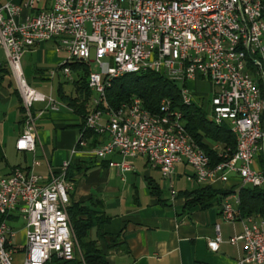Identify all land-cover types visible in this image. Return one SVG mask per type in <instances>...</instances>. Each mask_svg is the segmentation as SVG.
<instances>
[{
  "label": "built area",
  "instance_id": "built-area-1",
  "mask_svg": "<svg viewBox=\"0 0 264 264\" xmlns=\"http://www.w3.org/2000/svg\"><path fill=\"white\" fill-rule=\"evenodd\" d=\"M33 16L20 20L23 8L8 3L0 7V49L15 78L25 110L23 133L17 142L21 152L36 151V103L46 102L59 111L64 104L46 96L30 84L21 66L23 52L47 42H55L67 58L82 59L90 68L89 89L97 95V105L86 118L84 130L108 141L93 149L105 159L121 156L110 168L128 173L134 170L137 151L171 179L177 163L185 161L195 171L200 184L227 183L239 176L247 186L264 188L259 156L264 154V23L262 0H27ZM211 9V16H203ZM221 20L234 25L225 32ZM246 45L257 66H246L239 54ZM154 71L174 82L186 101L200 105L217 126L226 125L239 135L237 151L219 163L217 173H209L211 160L193 142L183 124L181 112L163 100L160 113L151 114L140 99L123 104L117 114H109L102 102V87L114 75ZM56 70L51 72V76ZM65 77L72 79L70 67ZM208 82L209 99H195L191 82ZM129 108V115H122ZM178 126V133H171ZM84 134V132H82ZM88 149L86 145H78ZM39 165L35 161L34 166ZM66 165L45 178L33 170L16 168L0 176V264H14L15 247L7 224L14 212L27 222L23 264H46L53 256L70 261L82 259L69 215L71 183ZM236 202H226L222 216L228 222L239 219ZM243 233L230 240L242 242L245 256L236 264H264V218L243 219ZM221 236L209 242L218 251Z\"/></svg>",
  "mask_w": 264,
  "mask_h": 264
},
{
  "label": "crops",
  "instance_id": "crops-1",
  "mask_svg": "<svg viewBox=\"0 0 264 264\" xmlns=\"http://www.w3.org/2000/svg\"><path fill=\"white\" fill-rule=\"evenodd\" d=\"M26 2L8 0L5 4L0 2V7L8 3L20 5L22 20L33 16V11L24 7ZM67 60V54L59 51L55 42H47L26 49L21 66L30 83L40 84L38 92L62 102L58 96L59 86L57 96L55 89L46 86L56 78ZM53 70L56 74L51 76ZM12 79L13 76L8 75L0 86V176H9L14 169L21 168L32 169L36 175L48 178L67 165V178L72 185L70 206H90L98 215L110 219L102 227L104 233L122 238V247L113 250L107 247L105 239L99 240L109 264H236L245 256L242 242L230 243L232 238L243 233V219L228 222L222 216L224 204L236 202L240 190L247 186L239 176H231L227 183L200 184L193 168L182 161L176 164L171 179H166L145 157L134 161L132 172H119L109 167L111 162L121 161L118 153L105 159H99L93 153L94 148L108 141L107 135H86L88 149L79 148L83 121L63 102L59 111L51 110L46 103L34 105L36 151L21 152L17 142L23 133L25 110L18 85L13 89ZM66 89L64 86L67 95L74 94L75 89L73 92ZM35 161L39 165L34 166ZM206 187L231 192V195L215 199L206 206L186 208L187 195ZM238 207L239 204L235 206L236 210ZM7 224L16 250L14 264H23L27 222L19 212H14ZM98 233L94 229L91 238L97 239ZM217 233L221 243L218 251L213 252L209 242Z\"/></svg>",
  "mask_w": 264,
  "mask_h": 264
},
{
  "label": "trees",
  "instance_id": "trees-1",
  "mask_svg": "<svg viewBox=\"0 0 264 264\" xmlns=\"http://www.w3.org/2000/svg\"><path fill=\"white\" fill-rule=\"evenodd\" d=\"M7 65L0 64V86L11 74ZM68 66L72 73L77 75V79L73 80L75 91L73 95H67L64 91V86L67 83L60 84L58 96L67 108L80 116L83 121L82 132L85 136L91 137L95 134L92 131L84 130L87 116L94 111L93 94L88 86L91 68L88 64L75 61L69 62ZM134 98L140 99L144 108L151 114L160 113L163 100L171 101L172 108L182 113L187 133L193 142L209 156L212 167L218 166L224 161L225 155L232 157L236 153L238 144L236 134L226 125L217 126L211 122L208 119L207 111L200 108L199 104L193 103L192 106H186L181 97V90L166 77L154 71L127 74L115 79L112 87L107 91L109 106L115 110L123 104L130 103ZM215 145L218 148L215 149ZM258 159L264 173V154L261 153ZM229 195L231 192L206 187L187 195L186 208L189 209L197 205L206 206L207 203L215 199ZM238 213L241 219L264 218V188L243 187L239 192ZM69 215L82 251V259L76 258L67 261L53 256L46 264H109L107 255L99 245V240L105 239L110 250L120 248L124 244L120 235L111 236L102 230V227L110 219L104 215H98L97 212L91 210L90 206L84 204L69 206ZM94 229L99 231L97 239L91 238V232Z\"/></svg>",
  "mask_w": 264,
  "mask_h": 264
},
{
  "label": "bare ground",
  "instance_id": "bare-ground-1",
  "mask_svg": "<svg viewBox=\"0 0 264 264\" xmlns=\"http://www.w3.org/2000/svg\"><path fill=\"white\" fill-rule=\"evenodd\" d=\"M203 16H211V9H203ZM262 21L264 23V0H262ZM221 28L223 30H225V32H234V25H232L231 22H229L228 20H221ZM239 54H240L241 58L244 61V65H246V66H257V59L253 57V52H251L250 49H248L246 45H239ZM72 61L73 62L74 61L75 62H82V59L68 58L67 62L62 66V69H61V71H62V73L64 75H65V67H69L68 63L72 62ZM71 72H72V70H71ZM120 77H122V75L111 76L110 80L108 82H105L103 84V87H102V102H104L105 105H107L109 114H117L118 113V109L115 110L114 108H111L109 106V102H108V99H107V91L112 87L113 81L115 79L120 78ZM181 97H182L183 103L186 106H192V104L194 103V102H191V101H186V98L182 94V92H181ZM39 103H46V102H39ZM59 103H62V102H59ZM93 103H94V105H97V95H94ZM46 104H48V103H46ZM122 115H129V108H122ZM233 132L238 137V143H239V135H238V133L236 131H233ZM171 133H178V126H171ZM86 142H87V140L85 138V135L82 134L78 145H86ZM138 157H145L146 158V152L145 151H137V158ZM218 168H219V165L215 166V167H212L211 163H210V165H209V173H217V169Z\"/></svg>",
  "mask_w": 264,
  "mask_h": 264
},
{
  "label": "rangeland",
  "instance_id": "rangeland-1",
  "mask_svg": "<svg viewBox=\"0 0 264 264\" xmlns=\"http://www.w3.org/2000/svg\"><path fill=\"white\" fill-rule=\"evenodd\" d=\"M0 2L5 4L6 2H8V0H0ZM0 62L1 63H7V58H6L5 54L3 53L2 49H0ZM92 68L94 71H98L97 66H93ZM92 68H91V73H92ZM76 79H77V75L75 73H72V79H68L62 73V71H60V73H58V75L56 76L55 79L47 82L46 87L50 90L55 89L54 95L57 96V88H58L59 84L67 83L65 85V87L67 88L66 90L68 92H73V90L75 89L73 80H76ZM12 82H13V89H15L17 87V84H16V80L14 77L12 79ZM29 84L36 90H38V88H39L38 86H40V84L36 83V82L30 83V81H29ZM190 89H191L192 94L194 95L195 99H200V98L209 99V98H212V96H213V88L206 81L201 80L200 82H197V83L191 82L190 83ZM93 97H94V94L92 96V99H93ZM71 224H72V221H71ZM72 226H73V224H72Z\"/></svg>",
  "mask_w": 264,
  "mask_h": 264
}]
</instances>
